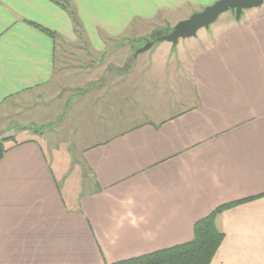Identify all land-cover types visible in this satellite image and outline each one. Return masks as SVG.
Returning <instances> with one entry per match:
<instances>
[{
	"label": "crops",
	"instance_id": "1",
	"mask_svg": "<svg viewBox=\"0 0 264 264\" xmlns=\"http://www.w3.org/2000/svg\"><path fill=\"white\" fill-rule=\"evenodd\" d=\"M215 1L68 0L76 22L52 0H0V112L65 73L90 72L60 64L79 41L90 59L103 56L109 37L137 38L127 34L133 25ZM221 15L184 38L191 40L155 46L164 70L180 66L190 81L183 107L125 125L120 98L96 101L103 136L83 151L91 188L79 189L73 204L69 178L53 167L40 132L20 140L9 133L0 159V264L136 257L191 240L197 220L229 203L216 216L225 236L211 264H264V3L240 19ZM4 125L0 137L12 129Z\"/></svg>",
	"mask_w": 264,
	"mask_h": 264
},
{
	"label": "rangeland",
	"instance_id": "2",
	"mask_svg": "<svg viewBox=\"0 0 264 264\" xmlns=\"http://www.w3.org/2000/svg\"><path fill=\"white\" fill-rule=\"evenodd\" d=\"M203 9L181 11L183 16L174 14L165 19V22L157 19L156 23L149 21L133 25L127 34L137 38L109 37L106 44L110 52L103 56H92L93 61L87 56L83 41H79L74 48H67L69 50L63 53L60 64L65 65V69L80 64L79 67L90 72L65 73L63 79L56 82L58 85L15 98L3 106L0 125L3 121V130L12 128L5 133H11L17 140L36 134V130L40 132L39 136L42 135L45 151L49 159L54 161L53 167L57 171H65L69 178L70 182L68 181L65 189L69 205L78 197L79 189L88 191L91 188V173L85 166L82 155L87 145L103 136L99 132L102 130V120L96 101L114 96L120 98L125 125L165 116L167 111H177L190 101V81L186 73L181 72L180 66L173 74L169 69L165 71L163 56L154 53L159 42L140 52L138 60L135 52L147 42L154 41L165 31L171 30L180 20ZM155 30L159 31L158 34L161 33L157 37L153 36ZM204 30L200 29L197 35ZM187 40L182 38L179 42L182 44ZM128 43L135 49L129 51L130 46L126 45ZM92 62L99 65L89 69ZM106 69L107 72H104ZM27 125L31 129H15Z\"/></svg>",
	"mask_w": 264,
	"mask_h": 264
},
{
	"label": "trees",
	"instance_id": "3",
	"mask_svg": "<svg viewBox=\"0 0 264 264\" xmlns=\"http://www.w3.org/2000/svg\"><path fill=\"white\" fill-rule=\"evenodd\" d=\"M52 1H55L67 9L77 22L76 14L70 8L68 0ZM44 30H46V28H44ZM158 33L159 31L155 30L153 36L157 37L161 34ZM11 139H13L12 136L0 137V159L9 149L6 142ZM233 204L234 203L221 205L208 215L197 220L194 226V236L189 241L108 264H211L225 236L216 226V216L219 212Z\"/></svg>",
	"mask_w": 264,
	"mask_h": 264
},
{
	"label": "water",
	"instance_id": "4",
	"mask_svg": "<svg viewBox=\"0 0 264 264\" xmlns=\"http://www.w3.org/2000/svg\"><path fill=\"white\" fill-rule=\"evenodd\" d=\"M264 0H216L206 6L203 10L193 13L186 19L180 20L171 30L158 36L154 41L147 44L135 52L148 50L155 42L169 41L177 43L180 38H189L197 35L201 28H208L217 18L226 11L231 10L237 19H240L245 9L261 6Z\"/></svg>",
	"mask_w": 264,
	"mask_h": 264
}]
</instances>
